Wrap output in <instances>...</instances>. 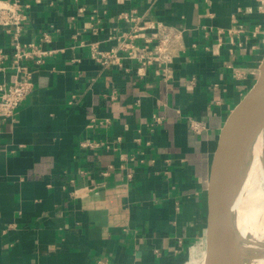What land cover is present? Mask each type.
<instances>
[{
	"label": "crops",
	"instance_id": "1",
	"mask_svg": "<svg viewBox=\"0 0 264 264\" xmlns=\"http://www.w3.org/2000/svg\"><path fill=\"white\" fill-rule=\"evenodd\" d=\"M19 1L29 4L22 42L48 32L42 45L55 52L36 66L16 116L0 119V264H173L202 254L217 136L264 59V0ZM131 10L183 28L170 80L153 68L140 76L127 59L92 58L93 43L116 47L128 28L118 15ZM12 44L0 30V83L15 79ZM155 114L163 122L153 128Z\"/></svg>",
	"mask_w": 264,
	"mask_h": 264
},
{
	"label": "built area",
	"instance_id": "2",
	"mask_svg": "<svg viewBox=\"0 0 264 264\" xmlns=\"http://www.w3.org/2000/svg\"><path fill=\"white\" fill-rule=\"evenodd\" d=\"M28 7L29 4H23L19 0H0V30L9 34L13 40L10 65L15 71V79L12 82L0 83V119H13L16 116L19 107L33 91L36 66L45 64L47 58L55 52L42 45L44 42L51 41V35L48 32L40 38V42H22L27 19L25 10ZM118 17L126 23L128 28L115 35L116 47L101 50L96 43H93L90 45L92 58L104 66L111 63L123 64L122 61L127 59L137 64V73L140 76H143L148 68H153L155 74L161 79L170 80L172 78L171 64L184 49L183 28L153 20L139 14L136 10L121 12ZM5 61L4 48L0 47V70L6 69L3 65ZM115 96L113 94L111 98ZM75 99L74 94L70 103ZM96 122L103 123L93 118L90 126L95 125ZM162 122L163 117L155 114L151 125L154 128ZM190 126L197 133L205 128L204 124L196 120H191ZM81 144L90 148L102 145L95 140H87Z\"/></svg>",
	"mask_w": 264,
	"mask_h": 264
},
{
	"label": "water",
	"instance_id": "3",
	"mask_svg": "<svg viewBox=\"0 0 264 264\" xmlns=\"http://www.w3.org/2000/svg\"><path fill=\"white\" fill-rule=\"evenodd\" d=\"M264 59L256 82L226 116L217 136L206 186L202 256L205 264H232L223 250L230 242L233 201L251 143L264 129Z\"/></svg>",
	"mask_w": 264,
	"mask_h": 264
},
{
	"label": "bare ground",
	"instance_id": "4",
	"mask_svg": "<svg viewBox=\"0 0 264 264\" xmlns=\"http://www.w3.org/2000/svg\"><path fill=\"white\" fill-rule=\"evenodd\" d=\"M255 149L254 138L240 173L232 205L234 226L231 239L228 243L223 242V250L232 264H264V243L253 242L247 235L248 230L260 231V222L264 221V166L262 159L255 154ZM246 194H249V200H244ZM260 237H264V230ZM253 244L257 245L259 252L255 251V247L254 250L249 248ZM246 250L254 251L249 259L245 257ZM197 264H205L202 255Z\"/></svg>",
	"mask_w": 264,
	"mask_h": 264
},
{
	"label": "rangeland",
	"instance_id": "5",
	"mask_svg": "<svg viewBox=\"0 0 264 264\" xmlns=\"http://www.w3.org/2000/svg\"><path fill=\"white\" fill-rule=\"evenodd\" d=\"M263 123H264V118H263ZM255 140H256V149H255V154L258 155V157H260L263 161V166H264V129L260 132L257 133V135L255 136ZM259 178V176H257ZM250 196L249 194H246L244 196V200H249ZM234 226V217H233V224L232 227ZM260 231H253V230H248V238L252 239V241H260L261 243H264V237H260L261 236V231L264 230V221L260 222ZM251 245L249 248L254 250L255 247V251L259 252V249L257 247V245ZM253 246V247H252ZM254 251L251 250H246L244 253L245 257L247 259H249V256L252 255ZM193 254V255H192ZM202 254L199 253L198 251H194L192 249V253L191 254H186L185 256H183L181 261H176L173 264H197L198 263V258L201 256Z\"/></svg>",
	"mask_w": 264,
	"mask_h": 264
}]
</instances>
